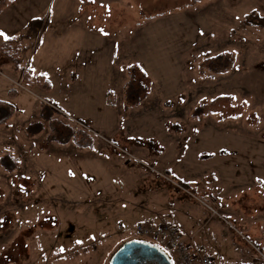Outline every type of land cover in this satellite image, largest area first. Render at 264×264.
Returning <instances> with one entry per match:
<instances>
[{
	"label": "rangeland",
	"instance_id": "rangeland-1",
	"mask_svg": "<svg viewBox=\"0 0 264 264\" xmlns=\"http://www.w3.org/2000/svg\"><path fill=\"white\" fill-rule=\"evenodd\" d=\"M15 7L39 19L20 65L53 87L0 52V264H109L163 222L213 264H264V0Z\"/></svg>",
	"mask_w": 264,
	"mask_h": 264
},
{
	"label": "built area",
	"instance_id": "built-area-1",
	"mask_svg": "<svg viewBox=\"0 0 264 264\" xmlns=\"http://www.w3.org/2000/svg\"><path fill=\"white\" fill-rule=\"evenodd\" d=\"M134 232L140 237L151 239L157 246L163 247L175 255V264H213L207 249L192 237H185L170 223L158 225L137 224Z\"/></svg>",
	"mask_w": 264,
	"mask_h": 264
},
{
	"label": "trees",
	"instance_id": "trees-1",
	"mask_svg": "<svg viewBox=\"0 0 264 264\" xmlns=\"http://www.w3.org/2000/svg\"><path fill=\"white\" fill-rule=\"evenodd\" d=\"M13 2V0H0V13L3 11V9L10 5ZM12 41L9 39L4 40L3 42L0 43V52L2 55H5V57L7 58H11L14 66L21 72L22 75V81L25 83V85L27 87H31L33 85H35L38 89V91L40 93L43 94H48L49 92H51L52 90V84L51 82L46 78V76L44 75H38L35 78V81L33 82V80L31 79L32 73L28 68H23L20 65V56H19V52L15 50H13L12 46ZM13 50V51H11ZM137 90V89H136ZM134 92L135 96L137 95L138 90ZM8 98L9 100H13L17 97V91L15 89H9L8 90ZM132 94H133V90H132ZM45 100V99H44ZM49 102V101H47ZM4 110L5 113L0 115V126L6 124L12 117L13 113H14V106L11 102L8 101H1L0 100V110ZM50 112L54 113V110H52L51 108L49 109ZM41 118L46 119L48 118L47 116H41ZM27 132L28 134L31 135H35L41 132L42 130V125L39 122H30L29 124H27ZM67 140V139H66ZM65 140V141H66ZM57 141V140H55ZM65 141H57L59 143H66ZM7 170H11V166L8 165V163L4 164ZM128 242V241H127ZM161 250H163L169 257L170 260L172 262V264H175V255L170 252V251H166L163 247L158 246ZM119 248V247H118ZM173 255V259L171 258V255Z\"/></svg>",
	"mask_w": 264,
	"mask_h": 264
},
{
	"label": "crops",
	"instance_id": "crops-1",
	"mask_svg": "<svg viewBox=\"0 0 264 264\" xmlns=\"http://www.w3.org/2000/svg\"><path fill=\"white\" fill-rule=\"evenodd\" d=\"M16 10H17V8L15 7V0H13L12 4L6 6L3 9V11L0 13V29L8 37V39L12 41L11 46H12L13 50L18 49L17 51L19 52V55L21 57L22 54L24 53L23 45L29 43L31 38H33L35 36L34 32H32V31L29 32V28L31 29V26H32L31 24L34 25V23H38L37 21H39V19H35V17L28 15L26 18L20 19V21H18L17 17L13 15V12H16ZM88 33L90 34L89 37L90 36H92V37L98 36L97 30H95L91 27L88 30L85 26V36L87 38H88ZM29 36H31V38ZM4 40H6V39H4ZM87 41H88V39H87ZM36 48L37 47H34L31 50H29V53H34ZM84 53H86V51H83L82 54H84ZM86 54H88V53H86ZM85 58H90V57H85ZM2 65H6V64L4 63ZM38 75L46 76L44 73H41ZM38 75H36V77ZM32 77H33V75H32ZM36 77H34V78H36ZM46 78H47V76H46ZM183 236H185V235L183 234ZM185 237H192L198 244H201L197 241V239H195L194 235H186ZM201 245H203V244H201Z\"/></svg>",
	"mask_w": 264,
	"mask_h": 264
},
{
	"label": "water",
	"instance_id": "water-1",
	"mask_svg": "<svg viewBox=\"0 0 264 264\" xmlns=\"http://www.w3.org/2000/svg\"><path fill=\"white\" fill-rule=\"evenodd\" d=\"M109 264H172L160 248L147 242L131 240L123 243L111 256Z\"/></svg>",
	"mask_w": 264,
	"mask_h": 264
},
{
	"label": "snow or ice",
	"instance_id": "snow-or-ice-1",
	"mask_svg": "<svg viewBox=\"0 0 264 264\" xmlns=\"http://www.w3.org/2000/svg\"><path fill=\"white\" fill-rule=\"evenodd\" d=\"M0 36H4L5 39H8V37L3 32H0Z\"/></svg>",
	"mask_w": 264,
	"mask_h": 264
}]
</instances>
